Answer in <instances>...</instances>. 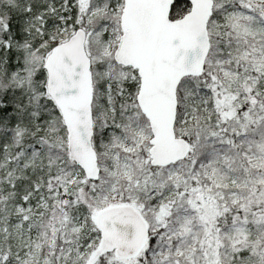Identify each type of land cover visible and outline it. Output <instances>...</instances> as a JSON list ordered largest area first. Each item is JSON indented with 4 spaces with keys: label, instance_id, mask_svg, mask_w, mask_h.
Masks as SVG:
<instances>
[{
    "label": "snow or ice",
    "instance_id": "6c2138e0",
    "mask_svg": "<svg viewBox=\"0 0 264 264\" xmlns=\"http://www.w3.org/2000/svg\"><path fill=\"white\" fill-rule=\"evenodd\" d=\"M0 264H264V0H0Z\"/></svg>",
    "mask_w": 264,
    "mask_h": 264
}]
</instances>
